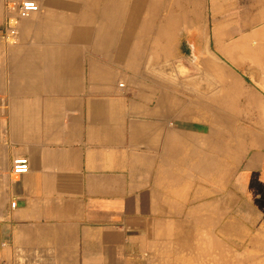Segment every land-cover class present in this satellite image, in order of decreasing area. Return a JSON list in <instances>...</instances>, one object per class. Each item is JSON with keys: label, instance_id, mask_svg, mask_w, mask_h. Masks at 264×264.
<instances>
[{"label": "crops", "instance_id": "obj_1", "mask_svg": "<svg viewBox=\"0 0 264 264\" xmlns=\"http://www.w3.org/2000/svg\"><path fill=\"white\" fill-rule=\"evenodd\" d=\"M10 1L24 0H0V264H230L232 228L239 263L264 264V126L240 141L250 154L231 219L230 166L216 181L213 133L201 137L178 91L151 81L143 50L89 49L86 21L43 1L10 42ZM219 55L207 72H227ZM18 157L30 170L14 176Z\"/></svg>", "mask_w": 264, "mask_h": 264}, {"label": "rangeland", "instance_id": "obj_2", "mask_svg": "<svg viewBox=\"0 0 264 264\" xmlns=\"http://www.w3.org/2000/svg\"><path fill=\"white\" fill-rule=\"evenodd\" d=\"M35 1L54 2L57 10L86 21L89 49L134 47L144 51L151 81H166L169 91H178V112L197 121L193 128L203 133L201 137L209 139L213 133L216 181L221 182L226 174L225 161L230 166V218L239 219L237 181L241 164L250 154L242 152L240 141L245 135L249 144L264 126V0H115L119 11L108 9L105 2L97 8L83 0ZM94 11V18L83 17ZM105 11L112 13L109 19ZM220 51L231 59L223 58L227 65L216 61L227 72H207L204 60ZM237 62L241 68L232 64ZM223 143H229L228 158H224ZM223 186L216 184L215 198L222 196ZM231 234L226 241L231 246L230 264H241L244 242L236 229ZM219 238H223L221 225L214 234L216 241Z\"/></svg>", "mask_w": 264, "mask_h": 264}, {"label": "built area", "instance_id": "obj_3", "mask_svg": "<svg viewBox=\"0 0 264 264\" xmlns=\"http://www.w3.org/2000/svg\"><path fill=\"white\" fill-rule=\"evenodd\" d=\"M6 8L10 14L7 18L3 37L13 42L17 36L20 21L28 18L32 13L40 10V5L35 0H24L21 3L13 1L7 2ZM123 86V85H121ZM30 170V162L26 157H18L13 161L12 173L14 176L25 175ZM12 208H16V203H12Z\"/></svg>", "mask_w": 264, "mask_h": 264}, {"label": "bare ground", "instance_id": "obj_4", "mask_svg": "<svg viewBox=\"0 0 264 264\" xmlns=\"http://www.w3.org/2000/svg\"><path fill=\"white\" fill-rule=\"evenodd\" d=\"M32 14H33V13H32ZM32 14H31V15H32ZM31 15H30V16H31ZM30 16H29V17H30Z\"/></svg>", "mask_w": 264, "mask_h": 264}]
</instances>
